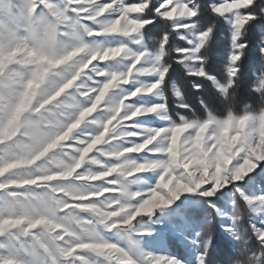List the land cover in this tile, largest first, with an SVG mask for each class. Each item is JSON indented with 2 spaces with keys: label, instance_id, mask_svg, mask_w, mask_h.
Segmentation results:
<instances>
[{
  "label": "snow or ice",
  "instance_id": "obj_1",
  "mask_svg": "<svg viewBox=\"0 0 264 264\" xmlns=\"http://www.w3.org/2000/svg\"><path fill=\"white\" fill-rule=\"evenodd\" d=\"M253 3L207 5L213 16L230 24V51L224 78L218 80L207 72L200 51L213 26L197 32L196 21L191 28L182 23L199 17L195 0H0V236L7 238L0 249L14 242V251L0 255V264H185L144 251L139 243L154 227L171 226L170 218L181 207L172 205L182 194L202 208L206 219L212 211L221 218V228L235 241L231 264H264V191L245 192L235 183L264 162V111H226L218 117L201 101L203 118L177 113L172 120L161 87H170L177 107L191 111L182 89L166 80L169 65L164 61L170 32L180 39L191 33L189 47L172 49L176 62L227 97L247 46L241 42L245 25L256 18L244 11ZM260 11L264 14V8ZM156 17L169 31L149 51L142 29ZM181 29L188 32L180 34ZM109 35L125 39L100 47L88 40ZM113 48L121 51L106 56ZM260 52L264 55V40ZM118 59L128 61L123 70L100 66ZM141 76L154 79L144 82ZM252 85L264 95V73ZM192 87L200 89L199 84ZM152 94L161 103H130ZM98 112L105 114L103 119ZM153 113L161 114L166 126L136 123ZM84 125L98 130L78 134ZM147 172L155 173V183L133 190L141 183L138 174ZM247 183H264V168ZM229 185L226 203L212 199ZM245 209L249 227L243 226ZM101 229L119 239L102 238ZM209 237L197 231L192 243L206 251ZM16 253L26 259H17ZM195 264H205L204 252H197Z\"/></svg>",
  "mask_w": 264,
  "mask_h": 264
},
{
  "label": "trees",
  "instance_id": "obj_2",
  "mask_svg": "<svg viewBox=\"0 0 264 264\" xmlns=\"http://www.w3.org/2000/svg\"><path fill=\"white\" fill-rule=\"evenodd\" d=\"M216 0H195L200 5L199 17H192L188 22L196 21L194 27L197 31H203L209 26H213L212 34L200 51L207 58L205 68L212 76L218 80L224 78V65L227 61L228 52L230 51V24L218 14L213 16L207 8V5L214 3ZM231 1V0H227ZM129 3H139L140 0H128ZM157 3V0H154ZM261 8H264V0H254L253 5L244 11L251 12L256 18L250 20L244 28L241 42L246 43V48L240 58L239 71L235 80L234 89L236 92V102L234 113L242 112L241 105L244 102H251L253 108L258 106L260 94L253 90L252 82L257 77L264 73V55L260 52L261 40L264 38V14L261 13ZM151 18V16H148ZM165 31H169L168 24L163 22L159 17L153 20V23L148 24L142 29L144 43L147 49L154 51L157 43ZM188 44L178 38L177 32H170L168 40V54L164 57V61L169 65L166 80L176 83L182 89L183 101L188 104L191 111L177 107V98L172 95L171 88L161 85L163 94L167 101V114L170 119L177 120V113L185 117H191L193 113L200 118H203L206 113L201 101L206 104L209 109L213 110L218 117H223L226 113L225 104L222 102L223 97L206 79L189 76L186 73L184 66L177 63V53L172 51L173 48L183 49ZM193 84H199L200 89L196 90L192 87ZM232 92L233 89H230ZM264 168V162H259L258 166L251 172L245 174L240 181L235 182L237 185H243L242 190L250 191L252 188H258L264 191V183H259L256 186H249L247 181L249 177L258 176ZM232 186L229 185L225 190L218 192L212 199L217 200L218 204H223V200L231 195ZM198 198V197H197ZM200 199V198H198ZM203 208H207L203 204ZM211 211L210 209L208 210ZM188 217L192 223L197 224V231L208 236L210 235V243L204 252L205 264H231L234 258L233 246L235 241L228 238L221 229L220 220L212 214L205 218V212L198 205L192 210L187 211ZM247 212L245 209L243 226L249 227L247 224ZM249 246L253 251L256 249V241L251 239Z\"/></svg>",
  "mask_w": 264,
  "mask_h": 264
},
{
  "label": "rangeland",
  "instance_id": "obj_3",
  "mask_svg": "<svg viewBox=\"0 0 264 264\" xmlns=\"http://www.w3.org/2000/svg\"><path fill=\"white\" fill-rule=\"evenodd\" d=\"M159 2H163V0H157V3ZM222 2H231V1L216 0L214 3H222ZM134 15H136V13H131L130 17ZM175 15L177 18H179L178 13ZM189 19L190 18H183L182 23L188 24L189 27L191 28L193 27V25L191 22H188ZM195 31L197 30L195 29ZM187 32H188L187 29L180 30V34H185ZM190 34L191 33H188V35L185 36V39H183L185 42ZM132 35H136V34H132ZM124 39L125 38L120 35H109L107 37L97 36V37L88 38L89 42H95V43L101 44L102 46L103 45H114L116 44L117 41H121ZM142 43L145 46L144 40L142 41ZM126 46L132 48L133 50L136 47H138V45L133 44V43H126ZM187 47H189V45ZM145 48L147 49L146 46ZM127 63L128 61L126 60L118 59L116 61L106 62L100 66L106 71L123 70L124 66ZM153 79H154L153 76H141L140 77V80L144 82H149ZM132 86H133L132 84H129L125 86V88H131ZM130 103H144V104H149V105H155V104L161 103V100L155 94H152V95H144L142 97H137L133 101H130ZM95 115L97 116L98 119H103L105 114L103 112H98ZM166 115L169 118L167 113ZM136 123L140 127L160 128V127L166 126L167 120L164 119L161 114L153 113V114L142 115L136 118ZM97 130L98 128L95 125H84L81 127V129L78 130V134L88 135V134H92L96 132ZM140 155H145V153H141ZM258 164L259 162H257V166ZM86 167L95 168V166H91V165H86ZM136 178H138L141 181V183L132 185L131 187L133 190L139 189L143 191L144 189H146L147 187L155 183V173L153 172L138 174V177ZM250 191L259 192L260 190L258 188H252ZM230 196L231 195H228V198H230ZM194 198L198 199L197 197H194ZM226 200L227 198L223 200V204L226 203ZM176 205H181V207L179 209H176ZM197 206L198 205L193 206L189 201H185V195L182 194L181 197L177 201H175L174 204L172 205V208L176 209V211L170 218L171 226L167 228L166 230H161L159 227H154L153 234L151 236H145L143 239L140 240L139 243H140L141 249L144 251L153 253V254H160V255H165V256L176 257L178 260L184 261L185 264H195L197 252H203V251H201V248H197L192 243L194 234L195 232H197L196 230L197 224L195 225V223H192L190 221L187 211H190L194 207H197ZM82 215H85V214H82ZM160 215L161 213L159 212L156 213L157 217H159ZM220 219L221 218L219 217V220ZM222 231H223V234H225L228 238H230L224 232L223 229ZM99 234L101 235L102 238L109 240V241L115 242L119 239L114 232L105 231L101 229L99 231ZM6 239L7 238L5 236H0V243L6 242ZM120 243L123 245L125 242L121 240ZM13 244L14 242H8V247L6 249H0V255H5L9 251H14ZM16 258L19 260L26 259L23 253H16ZM89 258L94 259V257L91 255L89 256Z\"/></svg>",
  "mask_w": 264,
  "mask_h": 264
},
{
  "label": "clouds",
  "instance_id": "obj_4",
  "mask_svg": "<svg viewBox=\"0 0 264 264\" xmlns=\"http://www.w3.org/2000/svg\"><path fill=\"white\" fill-rule=\"evenodd\" d=\"M262 40H264V38H262ZM95 46L96 47H100L102 45L101 44H98V43H95ZM120 51H121V49H119V48H113L111 50H106L105 51V55L106 56L116 55ZM102 95H103V93H102ZM220 96L223 97L222 102L225 104L226 111H230V112L234 113L235 102H236V92H235V89H233V91L227 97H224L222 95H220ZM101 98H102V96L101 97H98L97 98V102H99L101 100ZM112 99H114V98H112ZM241 109H242V112L241 113H243L245 110H250V111H264V95H261L260 94V98L258 100V106L256 108H253L252 107L251 102H244L241 105ZM81 187H86V186H81ZM210 239L211 238L209 237V242H210ZM258 254H259V252H258Z\"/></svg>",
  "mask_w": 264,
  "mask_h": 264
}]
</instances>
